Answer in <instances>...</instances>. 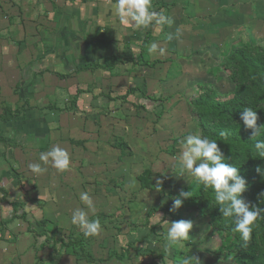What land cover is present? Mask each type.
I'll return each mask as SVG.
<instances>
[{"label":"rangeland","instance_id":"1","mask_svg":"<svg viewBox=\"0 0 264 264\" xmlns=\"http://www.w3.org/2000/svg\"><path fill=\"white\" fill-rule=\"evenodd\" d=\"M172 4L168 0L162 9L167 15ZM180 7L171 26L148 33L143 57L145 62L157 57L154 66L140 65L128 74L106 68L99 43L34 42L39 36H32L25 50L6 37L0 43V113L14 109H2L4 101H16L14 115H22L25 96L31 114L40 110L48 119L27 124L26 135H0V189H8L6 196L0 191V264H180L189 253L201 264H234L232 239L213 230L196 205L177 209L193 228L190 241L170 252L162 245L172 219L167 216L151 233L146 216L161 219L194 179L178 170L181 141L200 131L192 100L203 87L220 97L232 95L228 60L238 47L264 45V0H180ZM177 29L182 40H167ZM153 42L159 47L150 54ZM47 54L51 58L42 59ZM54 146L68 151L69 169L61 172L49 164L43 174L32 173L28 165L45 166L39 155ZM21 149H27L25 161ZM10 169L9 181H20L17 192L4 179ZM84 191L95 208L89 218L99 219L102 231L83 235L81 247H53L35 222L43 221L57 236L75 233L70 218L77 207L87 210L80 200ZM14 201L20 203L16 209L9 204Z\"/></svg>","mask_w":264,"mask_h":264},{"label":"trees","instance_id":"2","mask_svg":"<svg viewBox=\"0 0 264 264\" xmlns=\"http://www.w3.org/2000/svg\"><path fill=\"white\" fill-rule=\"evenodd\" d=\"M120 62L134 63L133 59L130 58ZM141 63L144 66L155 64L153 61L145 62V60H142ZM228 63L230 64L228 69L230 78L234 83L232 95L229 98L220 97L210 87H203L202 93L193 98L191 104L197 110L200 132L218 142L226 162L233 163L234 166L238 167L240 174L246 179L248 187L243 193V197L251 205L264 210V195H261L264 193V173L257 172L258 167L264 169V158L260 157L254 149L255 141L264 139V134L254 137L253 131L246 128L240 119V113L244 108H252L257 111L259 117L257 125H264V45L252 49L238 47L232 52ZM115 64V59H112L105 66L111 69ZM119 98L125 99L124 96ZM146 98H149L154 104L153 98ZM6 118L5 115L0 117L3 120ZM122 146L124 145L121 144L120 147L122 148ZM183 190L190 191L191 198L184 200L182 206L196 205L201 215L209 219V224L213 230L232 239L230 252L233 253L234 264H264V211L261 212V216L258 217L253 226L250 239L244 241L239 232L233 231L235 227L234 218L222 216L219 205L215 201V192L211 187H205L203 183L194 178ZM178 196L179 194L176 198ZM18 203L12 202L11 205L16 209ZM171 208L172 205L166 207L159 220L151 221L152 216L150 214L146 216V226L149 232L152 233L155 227L163 222L167 216L172 221L181 219L177 210L170 211ZM24 216L23 214V218ZM28 223L30 222L28 221ZM35 225L42 228L40 233L48 241H51L53 247L57 245L64 247L82 246L80 244L83 236L81 231L57 236L55 232L46 229L43 221H36ZM31 231L36 235L39 234L35 229H31ZM139 240L142 239L138 238L136 241ZM135 251L138 252V250ZM154 263L152 260L151 264Z\"/></svg>","mask_w":264,"mask_h":264},{"label":"clouds","instance_id":"3","mask_svg":"<svg viewBox=\"0 0 264 264\" xmlns=\"http://www.w3.org/2000/svg\"><path fill=\"white\" fill-rule=\"evenodd\" d=\"M113 15L118 18L121 24L130 26L133 31L141 28H147L153 23L155 25L171 26L174 21L163 10L157 12L153 10L152 0H114L111 5ZM180 30L174 34H168L166 39L171 41L179 38ZM159 45L153 42L148 47L150 54H155ZM161 53L163 48L159 49ZM240 119L246 128L253 131L254 137L264 134V125H257L259 119L257 111L252 108H244L240 113ZM182 152L178 158L179 175L190 174L198 182L203 183L205 187H211L215 192V201L219 205V210L223 217L234 218V232H239L244 241H248L253 231L258 217L261 216L262 209L251 205L243 197L247 190V181L240 174V169L233 163L226 162L223 152L215 139H210L200 131H193L182 141ZM256 153L264 158V139H257L254 144ZM41 163H30L28 168L34 174H43L46 172L47 165L58 171H65L70 167V156L66 149L60 146H54L46 152L39 155ZM257 172L264 173V169L257 168ZM160 181H157V191H159ZM261 195H264L262 193ZM191 198L190 191L181 190L179 196L173 199L170 211L179 209L184 200ZM81 202L86 205L85 208L77 207L73 210L70 218L71 224L77 226L85 237H94L102 231L99 219H90V212L95 208L93 200L88 192L80 193ZM26 211L30 207L26 206ZM167 234L162 245L165 252H170L173 245L184 246L185 241H190L189 235L193 228L191 220H177L168 222ZM180 264H201V260L192 254H186L182 257Z\"/></svg>","mask_w":264,"mask_h":264},{"label":"crops","instance_id":"4","mask_svg":"<svg viewBox=\"0 0 264 264\" xmlns=\"http://www.w3.org/2000/svg\"><path fill=\"white\" fill-rule=\"evenodd\" d=\"M166 1L168 0H152L153 10L157 12L161 11ZM169 1L174 3V5L172 4V7L170 6L171 8L168 10V15L171 16L172 19L177 18L179 10H181L180 0ZM113 2L114 0H0V43H2L6 37L16 45H24L23 50L30 44L29 41H31L32 36H39V40L34 42H39L41 44L48 43L55 45L67 44L69 42L71 44L99 43L104 47V50L100 52L101 58L105 60L108 59L109 63L112 59H115V62L121 65L116 67L115 64V67L112 69V71H116L115 74L132 73L138 66L143 65L141 61L144 60L143 55L146 54L145 50L148 33L151 32L152 34L155 28L158 29V25L153 23L147 28L133 31L130 26L121 24L118 18L113 15L111 10ZM37 28L39 32L36 31ZM4 33H9V35L4 36L6 35ZM179 39L182 40L181 36ZM29 50L30 49H28V53L30 52ZM117 50H119L118 53ZM6 54H8V49H6ZM40 57L41 55L39 58ZM48 58H51L50 54H47L46 57H42V59L46 60H48ZM128 58L133 59L134 63L120 62ZM150 58L154 62L157 57L152 58L151 56ZM145 67L150 68V66ZM55 72L54 74L57 77L60 76L58 71ZM19 83H21V81ZM21 90L23 89H18V96L20 98L25 94H23ZM22 98L23 101L21 104H23L27 110L17 117L14 115V113L17 114V111L14 112L17 105L16 101L14 103L4 101V103L1 104L2 109L5 108L4 110H7L6 108H8L9 111L12 108L14 109L8 114L0 113V117L4 115L7 117L5 120L0 119V135H2L1 133L3 132L4 134L5 132L14 134V136H18L19 134L26 135V131L30 132V128H26L27 124L30 125L32 122H36V120L41 123L48 120L44 117L43 113L42 115L39 114L40 110L34 111L35 113L38 111V116L32 115L31 109L34 108L30 109V106H28L30 103L25 96ZM43 111L44 110H42V112ZM3 137L0 136L2 141H4ZM19 153L23 156L24 161L28 158L26 155L27 149H21ZM11 171V169L8 171V176L4 179L7 178L6 180L8 181L12 179ZM44 180H46L45 177L42 179L41 185H43L42 183H44ZM10 182L11 180L9 183ZM19 182V179H14V181L12 180L11 182L12 187L14 186L13 188H16L15 191H18L20 187ZM51 183L48 182L45 185ZM49 186H52V184ZM47 189L49 190V188ZM7 190L8 189L5 188L0 189L3 193L2 196L8 194ZM17 200L20 199H16V201ZM11 203L9 202V204ZM23 214L25 215L26 213H21L22 218Z\"/></svg>","mask_w":264,"mask_h":264}]
</instances>
